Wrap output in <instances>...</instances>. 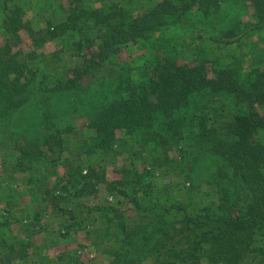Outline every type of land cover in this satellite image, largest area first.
Returning <instances> with one entry per match:
<instances>
[{
  "label": "trees",
  "instance_id": "1",
  "mask_svg": "<svg viewBox=\"0 0 264 264\" xmlns=\"http://www.w3.org/2000/svg\"><path fill=\"white\" fill-rule=\"evenodd\" d=\"M139 1L0 0V149L13 157L9 161L0 151V264H99L70 251L49 255L48 248L57 244L54 236L35 238L42 231L44 206L40 203L31 212L21 208L19 173L25 174V189L34 187L27 190L32 198L60 208L71 190L75 197L90 195L98 183H107L103 170H84L73 156L111 148L119 129L138 136L143 147L174 148L188 125L177 113L192 103L194 143L210 142L207 184L215 200L192 209L187 203L153 197L144 206L133 196L135 220L115 194L113 201L95 206L77 199L74 204L81 211L67 210L58 231L64 230L63 237L74 225L88 227L95 218L103 219V227L87 231L95 234L94 245L110 243L101 246L102 253L113 257L108 264H144L149 258L152 264H201L203 259L264 264V55L246 73L231 67L211 73L202 62H181L173 47L163 46L158 37L169 28L185 29L195 18L218 24L216 42L252 36L264 28V0H244L254 9L251 22L229 12L238 0ZM28 12L31 18L26 19ZM21 29L31 38L33 49L28 52L17 48ZM68 29L74 39L63 35ZM50 42L57 46L47 52ZM131 46L153 50L138 77L134 66L120 60L122 50ZM198 95L232 104L220 132L207 126L194 102ZM77 117L88 121L79 135L71 125ZM70 134L80 141L74 149L66 145ZM162 159L167 162V157ZM193 160L181 165L170 160L169 170L191 180ZM44 161L50 169L41 172L35 165ZM58 166L64 170L65 189L59 193L45 189L49 172ZM130 174L144 176L128 171L124 179L109 182L107 191L126 196L122 185L131 182ZM142 192L149 194L147 189ZM14 209L21 211L20 218Z\"/></svg>",
  "mask_w": 264,
  "mask_h": 264
},
{
  "label": "rangeland",
  "instance_id": "2",
  "mask_svg": "<svg viewBox=\"0 0 264 264\" xmlns=\"http://www.w3.org/2000/svg\"><path fill=\"white\" fill-rule=\"evenodd\" d=\"M140 1L139 4H142V2L145 3V0ZM147 2L149 3V1ZM232 3L233 5L229 9V12L233 13V15L237 14L241 22H251L255 20L254 9L251 4L244 0H238L236 3ZM25 18H31V12H28ZM219 28L216 22L209 19L205 20L200 18L199 20L195 18L193 22L191 21V23L188 22L185 24V29L169 28L162 37L160 36L161 34L158 35V37L163 46L173 47V51L181 62H188L189 64L202 62L211 73L214 69L223 67H231L243 73L248 72L251 69L250 64L253 60L260 59L261 55H264V28L254 31L252 36L242 35L238 40L230 43H226L225 39L216 42L215 38L220 35ZM18 34L20 39L17 48L23 52L32 50L29 33L25 29H21ZM63 35L70 39L72 37L73 39L75 38L74 32L70 29L66 30ZM3 43L4 34L0 28V44L2 45ZM56 46L54 42H50L46 44L44 49L50 52L55 49ZM146 50L147 49L139 48L138 46H131L121 52L120 60L134 66L133 72L135 73V77H138L141 73L140 69L146 65L145 62L148 61L153 52V50ZM194 102L197 106H201L202 110L200 112H202V115L205 117L207 126H215L218 132H220L224 120L229 116L227 112L232 104L227 100H223L225 109H222L221 106L223 103L218 99L211 96L199 95L194 97ZM193 105L194 103L177 113L179 117L184 118L188 125L184 127L181 139L174 148L163 149L160 147L159 149L153 150L151 145L143 147L138 136L134 137L132 134L130 135L124 130L119 129L115 131V143L111 148L93 152L83 151L77 157L73 156V161H80L84 170L90 168L94 171H104L105 175L103 178L106 179L107 183H98L95 191L90 195L82 194L75 197L73 195L75 191L71 190V193H73L70 194L69 200L61 202L59 204L60 208H57L54 203L52 205L50 202H41L38 196L36 200L32 198L27 190H33L34 187L32 186L25 189V181H21L22 184L20 188L24 193L21 198L23 202L20 204L21 208L23 209L24 206L25 211L31 212L33 209L39 207L40 203L44 206L42 211L44 213V218L42 219V223L40 222L41 228H39V230L42 229V231L35 235V237L39 239L47 234L54 236L53 241L58 244H67L71 246V250H68L67 247L64 250L63 247H52L48 250L49 255L55 256L61 251L68 250L85 262L88 260H94L102 264L112 262L113 257L101 251V246H108L110 243L106 242L98 246L94 245L92 241L95 234L89 235V231H87L89 229L103 227V219L95 218V221L91 223L92 225L88 227L86 226L87 224L85 225L84 223L77 227L74 225L71 227V231L63 237L62 232H64V230L58 231V223L61 222L63 218L67 217L65 213L67 210L75 212L81 211L80 208L77 207L78 205L74 204L77 202V199H82L89 206H95L96 204H103L105 199L113 201L112 194H115L116 198H119V200L125 203L124 207L126 208L127 215L135 218V220L138 218V215L133 211L135 206L132 200L133 196L139 198L138 203L144 206L146 201L149 200V197H153L161 202L180 201L187 203L192 209H199L208 204L210 200H215V195H211V187L207 184L208 174L211 168V163L209 161L210 156L207 151L210 142L205 140L207 143L202 142L201 144H195L196 128L189 125L192 123ZM257 108L262 111L261 107ZM222 110L224 112H221ZM87 123L88 121L84 117L74 118L71 121V125L77 131L75 134L79 135V132L85 131ZM90 135L91 133L85 135V137H89ZM75 138L76 137L72 134L69 135L68 143H66L68 149H74L79 145L80 141H76ZM87 144L90 145V141H88ZM5 150V148L0 149L1 152L9 156L8 160L12 161L13 157ZM164 156L167 157L166 163L163 162L162 159ZM156 157H158L159 160L153 165L152 159ZM170 160L178 165H181L183 160H193L196 165L193 178L191 180L185 179L182 173L171 172L169 170V167L172 166ZM35 168L43 172L50 169V163L44 161L36 164ZM165 169L167 171L166 173L164 171ZM128 171L131 173H133V171L138 172L144 176L132 178L131 175L133 174H130V177H127L131 182L122 185V188H125V191L128 192L126 196L122 195V197L118 193L119 191L112 190L108 192V183L124 179ZM63 172L64 170L61 166L54 167L52 172H49L47 176L48 187L45 189H56L57 193L61 190L65 192V189H63L61 185L64 178ZM143 189H147L149 193L147 196L142 192ZM65 194H67V192ZM2 205L3 203H0V206ZM12 213L16 217H21L20 210L14 209ZM94 216L96 215L94 214ZM93 219L94 217H90L91 221ZM13 229L15 231L18 230L17 224H13ZM90 253L93 254V258L90 257ZM144 264H152V259H146ZM201 264L214 263H210L206 259H203Z\"/></svg>",
  "mask_w": 264,
  "mask_h": 264
},
{
  "label": "crops",
  "instance_id": "3",
  "mask_svg": "<svg viewBox=\"0 0 264 264\" xmlns=\"http://www.w3.org/2000/svg\"><path fill=\"white\" fill-rule=\"evenodd\" d=\"M24 175H25L24 173H19L20 180H19L18 183L20 184V186H21V184H22L21 181H24ZM21 203H23V202L20 201V204H21ZM42 213H43V212H42ZM43 218H44V213H43V215H42V217H41V223H42V219H43ZM17 226H18V225H17ZM12 227H13V226H12ZM14 231H15V230H14ZM16 231H17V230H16ZM35 238H37V237H35ZM39 239H41V238H39ZM64 246H65V247H64ZM52 247H54V248H55V247H63V250L66 249V247H67L68 250H71V249H70L71 246H69V245H67V244H58V243H57L56 245H52L50 248H48V250L51 249ZM68 250H65V251H68ZM59 251H60V250H59ZM88 255H89V254H88ZM90 257L93 258V254L90 253ZM93 261H94V260H93ZM94 262H96V261H94ZM97 263L102 264V263H100V262H97Z\"/></svg>",
  "mask_w": 264,
  "mask_h": 264
},
{
  "label": "built area",
  "instance_id": "4",
  "mask_svg": "<svg viewBox=\"0 0 264 264\" xmlns=\"http://www.w3.org/2000/svg\"><path fill=\"white\" fill-rule=\"evenodd\" d=\"M85 172V171H84Z\"/></svg>",
  "mask_w": 264,
  "mask_h": 264
}]
</instances>
